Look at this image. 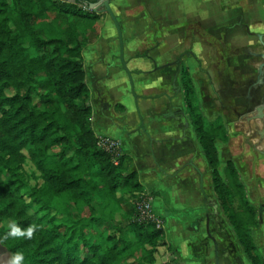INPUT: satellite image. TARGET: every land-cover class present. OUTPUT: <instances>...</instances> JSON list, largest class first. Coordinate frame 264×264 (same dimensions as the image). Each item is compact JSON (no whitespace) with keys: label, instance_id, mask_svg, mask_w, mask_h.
I'll list each match as a JSON object with an SVG mask.
<instances>
[{"label":"trees","instance_id":"16d2710c","mask_svg":"<svg viewBox=\"0 0 264 264\" xmlns=\"http://www.w3.org/2000/svg\"><path fill=\"white\" fill-rule=\"evenodd\" d=\"M98 2L0 0V241L21 264H157L166 245L163 228L138 221L145 189L127 156L100 149L93 130L83 53L100 39ZM179 75L222 214L250 264H264L238 169L229 160L219 172L229 131L199 111L185 65ZM33 224L31 238L10 235Z\"/></svg>","mask_w":264,"mask_h":264},{"label":"crops","instance_id":"0c3cea01","mask_svg":"<svg viewBox=\"0 0 264 264\" xmlns=\"http://www.w3.org/2000/svg\"><path fill=\"white\" fill-rule=\"evenodd\" d=\"M123 1L125 0L111 1V7L117 15V9H120L123 13ZM226 1L143 0L145 5L144 12L139 14L143 15V18H140L146 23L144 32L149 37L142 41L130 40L128 29L122 28L124 58L128 69L132 73L134 89H137L138 97L135 98L136 101L131 97L125 102L117 101L115 106V109H118V107L126 108V113L121 114L129 116L132 119L130 122L122 123L115 119L114 121H109V123L108 120L103 121L106 129L108 125L112 126L111 129L118 132L116 135L98 136L96 133L95 135L118 141L122 154L127 156L126 168L129 172L135 171L138 174L139 182L145 189L144 194L150 193L153 197L152 206L154 209L155 198L160 197L159 203L162 210L166 208L167 202H176V200L181 198V185L187 181H189V184L192 181L195 182L196 186L190 184V188L193 190L200 191V187L205 189V192L202 193L204 196L203 201L209 209L212 206L215 209L217 207L215 198H210L211 190H213L210 170L204 156H202V150L197 144L196 136L192 134L194 132H192L190 120L188 121L182 117L181 113L179 114L180 110L174 111L175 107L160 110L161 108H149L143 105L147 99L160 96L166 97L168 81L174 73V70L170 67L171 64L178 61L180 63L182 57L193 58V60H198L199 62L210 60L206 54H201V41L195 38L198 34L203 38V42L206 41L208 44L215 46V35H212L211 31L229 30V39L225 43L232 44L230 46L233 49L231 50L232 52L234 51L238 55L245 53L248 59L250 54L258 52L259 49L256 47L258 45L257 38L259 36L264 38V34L261 33L263 32L261 28H264V24L233 22L232 19H229V23L211 21L214 17L216 19V15L229 14L231 16L232 10L226 6ZM219 3L220 6L218 7ZM202 31L203 33H201ZM244 36H249L252 39L250 46L248 42L243 41ZM104 47H107V50L99 58L100 61L107 62L108 65L106 66L109 69L105 70L103 80L109 84V87H118L120 94L125 93L121 88L125 83L122 77L120 78V68L122 66L119 59L120 47L118 39H111V43L104 45ZM231 56L233 57V55ZM240 66L237 68L238 71ZM170 69L172 72H170ZM112 73L113 76H111ZM177 74L178 72H175L174 75L176 76ZM144 82L145 84H143ZM172 99L173 101L175 100L174 98ZM182 101L184 102L183 98ZM122 109L118 110L121 111ZM136 110H138V115L141 114V117L139 116L140 119L136 117ZM105 117L103 116L104 119H106ZM101 128L104 130L103 126ZM124 128L127 130L125 133L121 131ZM119 133L122 136H119ZM227 161L228 159H225L224 162ZM150 179L152 183L149 181ZM199 183L200 187H198ZM145 184L148 186L146 187ZM182 208L178 211H172L171 215H168L169 213H165L162 216L156 213V215L172 218V220H168L170 228H172L171 221H173L174 212L176 215L184 217V219L191 216L186 206ZM209 216V213H207V216L198 214V216H195V221L205 220L204 224L206 222L208 226V236L211 240V234L215 235V229H213V223H211ZM184 221L187 222L186 220ZM182 224L184 226L188 225V223L184 222ZM209 228L212 232H210ZM165 241L168 245H172L167 241V233L165 234ZM175 251V255H171V259L178 261V252L176 249Z\"/></svg>","mask_w":264,"mask_h":264},{"label":"rangeland","instance_id":"374dc122","mask_svg":"<svg viewBox=\"0 0 264 264\" xmlns=\"http://www.w3.org/2000/svg\"><path fill=\"white\" fill-rule=\"evenodd\" d=\"M144 6L143 0H125L122 2V7L124 8L123 13L120 9H117L119 16L114 12L118 17L122 28L128 29L127 31L130 40L142 41L149 37L145 35L144 32L146 23L141 19L143 18V15L139 14L144 12ZM219 6L220 3L218 4V7ZM226 6L232 10L231 16L229 14L216 15V19L214 17L211 21L216 23H229V19H232L233 22L238 21L249 24L257 22L264 24V0H227ZM99 15H101L98 23L101 37L97 43L89 45L83 53L85 57L87 85L91 91L90 105L93 111L92 123L96 135H116L118 132L111 129L112 126L107 125L106 129L103 121L105 122V120H108L109 123V121H114L115 119L122 123L130 122L132 119H130L129 116L123 115L126 113V108L122 109V107H118V109H122L120 111L115 109V106L117 105V101L125 102L129 100V97L133 98L135 101L136 99L131 92L129 78L122 67L120 68V78L122 77L125 84H123L121 88L125 93L120 94L118 87H109V84L103 80L105 70H108L109 68L106 66L108 65L107 62L100 61L99 57H101L107 50V47L105 48L104 45L110 44L111 39H117V32L113 22L107 14L100 13ZM261 30L263 31L261 33L264 34V28H261ZM228 32L229 30L211 31V34L215 35V46L208 44L206 41L203 42L201 35H196L195 38H198V40L200 39L201 41V54H206L210 60L207 62H199L198 60H193V58L188 59L182 57V61L179 64H171L170 67L174 70V73L172 74V77L169 78V84L165 95L166 97L160 96L158 98L154 97L152 99H147L143 106L149 108L156 107V109L161 108L160 110L175 107L174 111L180 110L179 114L181 113L180 115L189 121L190 119L187 114L185 103L182 101L183 92L179 75L180 66L185 65L189 69L193 80L199 111L205 116L208 123L221 119L231 136V146L219 141L217 142L220 153L221 165L219 172L221 176H224L225 172V159H228V161L232 160L238 169L243 184L245 185L249 201L255 208H259L264 207V159L260 157L250 158L248 157V154L241 152L242 144L240 133L235 132L231 127L228 128V85L231 80L240 81L239 74H237V68L242 62H246L248 59L245 53L238 55L234 51L232 52L231 50L233 49L230 48L232 44L225 43V41L229 39ZM201 33H203V31ZM243 38V41L248 42L250 46L252 39L249 36H244ZM231 55H233V57ZM116 64L119 66L118 63ZM171 69L170 72H172ZM233 71H235L236 74H234ZM175 72H178V77L177 75H174ZM111 76H113V73ZM175 77L176 86L181 88L180 91L173 88ZM112 79L111 81H113ZM143 84H145V82ZM105 85L106 87H104ZM135 94L138 97L137 89H135ZM171 97L175 100L173 101ZM158 104L160 105L159 107ZM131 110L134 112L133 109ZM135 113L137 119H140L139 116L141 114L138 115V110H136ZM103 116H106V119H104ZM101 126H103L104 130H102ZM121 131L125 133L127 130L124 128ZM119 136L122 135L119 133ZM149 181L152 183L151 179ZM190 184L196 186L194 181ZM190 184L189 181H187L185 184L181 185V198L176 200V202H167L166 208L164 209L165 211L162 210L160 206V197L155 198L154 200L155 209L153 207L152 209L155 215L156 213L160 216L165 213L171 215L172 211L181 210L183 209V206H186L191 214L189 218L184 219V217L176 215L174 212V217L172 216L173 221H171L172 228H170V222H168V220H172V218L167 216L159 217L156 215L162 220L163 229L165 234L167 233V241L173 245H168L165 241L166 245L158 249V254L156 256L157 264H216V252H218V260L220 264H250L239 245L232 228L222 214L214 191L211 190L210 198H215L217 207L215 209L214 206H212L209 209L203 201L204 196L202 193L205 192V189H202L199 183L198 187H200V191L193 190L190 188ZM147 186L148 185H146V187ZM145 194L150 195V193ZM135 203L136 197L132 201V204L135 205ZM207 213L210 214L209 217L211 218V223H213V229H215V235L211 234V240L208 236V226L206 222L204 224L205 220L195 221L196 215L207 216ZM183 222L188 223V225L184 226L182 224ZM262 228L263 232L260 231L261 229L253 230V236L260 249L261 255L264 256V220ZM209 230L212 232L210 228ZM174 248L178 252V261L171 259V255H175L176 252ZM11 257L12 255L0 241V264H10Z\"/></svg>","mask_w":264,"mask_h":264},{"label":"flooded vegetation","instance_id":"af4514ba","mask_svg":"<svg viewBox=\"0 0 264 264\" xmlns=\"http://www.w3.org/2000/svg\"><path fill=\"white\" fill-rule=\"evenodd\" d=\"M257 39L258 52L250 54L237 72L240 81L231 80L228 85L227 122L228 128L240 133L241 152L250 158L264 159V38ZM228 145H232L231 136ZM256 209L260 225L253 230L263 232L264 207Z\"/></svg>","mask_w":264,"mask_h":264},{"label":"water","instance_id":"95a60500","mask_svg":"<svg viewBox=\"0 0 264 264\" xmlns=\"http://www.w3.org/2000/svg\"><path fill=\"white\" fill-rule=\"evenodd\" d=\"M111 1L112 0H101L100 3H96V4H92L90 6V9L96 13V14H100V13H105L109 16V18L111 19V21L113 22L116 32H117V39L119 42V47H120V62H121V66L123 68V70L126 72L128 78H129V83H130V88H131V92L132 94L135 96V98L137 97L135 94V89H134V82L132 79V73L131 71L128 69L127 67V63L125 61L124 58V38H123V31H122V26L121 23L118 20V17L115 15L112 7H111ZM259 38L262 40V36H259ZM263 42V41H262ZM264 46V43H263ZM177 64H179V61L177 62ZM178 76V74H177ZM173 88H176L177 90H181L180 87L176 86V78L174 79L173 82ZM212 239V236H211ZM216 245V243H215ZM216 247V246H215ZM216 264H220L219 260H218V252H216Z\"/></svg>","mask_w":264,"mask_h":264},{"label":"built area","instance_id":"2783aa9c","mask_svg":"<svg viewBox=\"0 0 264 264\" xmlns=\"http://www.w3.org/2000/svg\"><path fill=\"white\" fill-rule=\"evenodd\" d=\"M98 147L110 153L120 152L121 150L118 141L107 137H100ZM152 205V196L146 194L140 196L139 201L136 203L138 221L155 223L157 228L161 229L163 228L162 220L154 214Z\"/></svg>","mask_w":264,"mask_h":264},{"label":"clouds","instance_id":"9594fccd","mask_svg":"<svg viewBox=\"0 0 264 264\" xmlns=\"http://www.w3.org/2000/svg\"><path fill=\"white\" fill-rule=\"evenodd\" d=\"M38 225H30L26 231L22 232L18 227L13 226L10 232V235H27L28 238H31L36 229L38 228ZM23 259L22 254L19 252L12 254V257L10 258V264H21V261Z\"/></svg>","mask_w":264,"mask_h":264}]
</instances>
